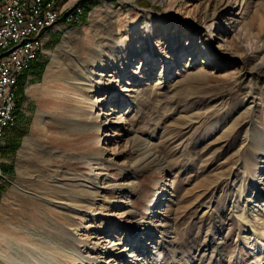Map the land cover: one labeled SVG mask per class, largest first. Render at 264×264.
<instances>
[{
  "label": "rangeland",
  "instance_id": "obj_1",
  "mask_svg": "<svg viewBox=\"0 0 264 264\" xmlns=\"http://www.w3.org/2000/svg\"><path fill=\"white\" fill-rule=\"evenodd\" d=\"M80 3L89 6L85 24L70 27L72 21L63 17L46 35L37 59L43 69L33 73L30 65L19 80L24 100L0 141V237L19 239L22 229L28 244L47 251L52 242L65 255L69 241L54 232L47 217L39 228L36 215L55 212L67 218L80 202L93 216L84 224L91 227L79 230L76 238L91 244L119 230L117 219L147 231L162 222L154 249L139 264H264L263 244L251 236L264 232V0H62L59 6L80 9V19ZM171 10L178 13L174 31L187 26L180 46L183 51L191 41V57L184 51L180 64L164 60L161 65L163 38L155 32L157 67H140L143 46L134 48V28L149 20L146 11L157 19ZM214 13L210 49L218 55L208 62L198 47L209 46L203 29ZM250 39L262 46L254 62L242 48ZM123 43L134 60L114 80L115 88L83 85L90 60L123 63ZM52 65V91L65 88L63 100L39 89ZM159 73L163 80L155 83ZM93 81L97 85L100 76L94 74ZM34 89L40 93L32 96ZM72 89L97 101L95 127L70 117L67 91ZM119 116L123 120L117 121ZM35 122L43 126L38 132ZM122 125L133 140L123 150L121 131L115 132ZM96 130L100 143L89 157L114 163L135 177L132 182L113 185L101 176L62 170L63 177L57 176L55 167L68 163V140ZM82 160L71 164L78 167ZM147 208L157 210L155 218L146 215ZM79 249L86 255L88 249Z\"/></svg>",
  "mask_w": 264,
  "mask_h": 264
},
{
  "label": "bare ground",
  "instance_id": "obj_2",
  "mask_svg": "<svg viewBox=\"0 0 264 264\" xmlns=\"http://www.w3.org/2000/svg\"><path fill=\"white\" fill-rule=\"evenodd\" d=\"M52 1L53 0H38L37 14H45L46 12H50ZM80 14V9H76L75 12H72L66 10L65 5L59 6L58 8H52V18L55 20L42 25L36 32H34L33 38H24V45L35 46L36 52H34L32 54V57H30L28 61L24 63L23 67H18V78H11L14 101H6V103L3 105V115L0 117V141L5 136V133H3V127H11L15 119L14 106L16 103L17 90L19 88V80L23 78L30 65H32V63H34L42 53L45 42V34L54 26H56L57 23L62 22L63 17H65L69 21L77 22L79 20L78 18ZM146 14H149L151 17L148 21H146L145 25H143V28H134L135 37L132 40L135 49H138L140 45L143 46L140 67L144 63L149 64V71L157 67L158 61H156L155 52H157L156 50L158 49V47L154 46L152 41V36L155 32H159L161 34V37L163 38L164 47L161 55H159L163 60L160 63L161 65L163 64L164 60L170 61L172 63H179V56L184 51L186 52L185 55H187L188 58L191 57V54L189 52L191 41H188L186 43L183 51V47L180 46V43L185 40L183 38L186 34L187 26L182 25V28L179 32L174 31V24L175 22L178 23V13H174L173 10L167 11L166 13L157 15V19H155L156 16L153 17L151 15L150 11H146ZM217 14L218 13H214L211 16L207 17V20L210 24L207 28L203 29L207 37L209 36V46H206L204 48L198 47L201 56L200 58L203 61L208 60V62H211L212 60L216 59V56L218 55L217 50L212 48L210 49V32L216 30L215 26ZM238 37L240 40L241 35H239ZM122 46L126 47L125 43H123ZM125 47L124 53H122L123 63L117 64L111 59H109L108 63H104L101 60H90V72L85 73V75L87 76V83H84L83 85H85L86 87L98 88V90H102L104 88H106V90H110L112 88L114 89V80L116 78L121 79L123 76L122 74L124 73L123 70H125L127 66L134 60V56H132L133 53ZM242 48L245 57L248 58L250 62H254V60H256L262 53V46L258 45L257 42L251 39L250 42L242 45ZM11 55H19V47H11ZM261 61L262 63L264 62V56H262ZM140 67H138L137 70H140ZM54 68L55 66L52 65L47 73L43 86H41V88L39 89H41V92L47 97H52L53 95L57 98L60 97V99L63 100L67 98L65 88L63 91L61 90V87L57 88L56 86L55 88H57V90H55L54 92L52 91L50 78L54 74ZM136 71L133 74H135ZM94 74L100 76V82L97 83V85L93 81ZM132 76L135 77L136 74ZM103 77H107L106 82L102 80ZM162 80L163 75L159 73L154 79V82L161 83ZM75 84H77V82H75ZM39 89L32 90L30 92V95L34 96L39 94ZM67 93H70L71 95L69 97L71 99V103L67 107L72 108V115L70 117L85 120L95 127L96 125L94 124V110L98 106L97 101H95L94 98L87 96L84 91H79L77 89H72L71 91H67ZM123 117L124 116H119L117 118V121L123 120ZM34 125L35 132H38V129H41L43 127H36V122ZM123 127L124 126L122 125L119 128H115V132L121 131L118 142L122 143V150L127 146H131L133 144V140L128 138L127 131H124ZM56 140L60 141V139ZM99 143L100 136L97 130L83 134L78 138V140H68V145H66L65 147H67V151L71 153H64L68 154V163L64 167H60V165L55 167V173L57 174V176L60 178L63 177V174L59 173L62 170V172L64 171V173H66V171H69L73 173H79L81 176H93L94 179H96V176H101L105 178L106 183L111 182V184L113 185H116V183L118 184V182L122 179H125V182H128L130 180L132 182L135 177L133 175L124 174V172L115 167L114 163L108 161H99L95 157H89V155L93 153L99 146ZM63 144L64 142L62 141L60 145ZM57 150H59V148H57ZM23 156L26 157V151H24ZM77 157L84 158V161L82 160L80 163H78L79 166L75 167L71 164V161L77 159ZM76 203L79 206L76 205V207L69 211V216H67V218H63L61 217V214L55 212H48L47 214H40L38 212V215H36L38 216V218L35 219L38 226L40 224H43L42 222L45 217H47L51 220L52 223H54V232L59 233L63 240L69 241V245L68 242L66 243L67 250L65 252V255L61 253L63 248H60L58 245L51 244L52 242H48L52 249H49L47 251H42V246L39 247V244H28L29 241L26 238L28 233H23L22 229H19V231H21V233L24 235L19 239H15L10 235L0 237V264H123L128 259L130 260L129 264H139V262L141 263L142 261L144 262L146 260V255L150 254V251L154 249L152 246L154 243L153 240L158 238L159 234L162 233L161 229L163 228V226L161 225L162 222L159 220L156 221H159L160 223L158 222L155 225H152L150 228L151 230L147 231L143 229L138 230L131 227L129 223H124L122 219H117L115 221L120 225L119 230L113 231V233L109 235H105L103 239L101 238V240H104L103 242H96L95 244H91L89 243L88 239L80 240L76 238V233L79 230H87L91 227H85L84 224L88 223L90 219L92 220L93 216L91 215L90 208L82 206L80 202ZM150 209L152 208L146 209V215H151V218H155L158 214L157 210L151 212ZM148 211H150V213ZM154 223L155 222H153L152 224ZM251 236H253L255 240L260 239V242L263 244L264 252V232L261 234V236L260 234L258 235L252 233ZM63 245H65V243ZM102 246L104 251L100 252ZM80 247L81 249H88L86 251V255H84V251H80ZM96 250H99V252H96ZM145 252H147V254L144 256ZM59 255L61 256L60 258H58Z\"/></svg>",
  "mask_w": 264,
  "mask_h": 264
},
{
  "label": "built area",
  "instance_id": "obj_3",
  "mask_svg": "<svg viewBox=\"0 0 264 264\" xmlns=\"http://www.w3.org/2000/svg\"><path fill=\"white\" fill-rule=\"evenodd\" d=\"M60 2L53 0L50 12L37 14L38 0H0V117L6 101H14L11 78H18V67L36 52L35 46L24 45V38H33L42 25L55 20L52 8ZM11 47H19V55H11ZM9 128L3 127V133Z\"/></svg>",
  "mask_w": 264,
  "mask_h": 264
},
{
  "label": "trees",
  "instance_id": "obj_4",
  "mask_svg": "<svg viewBox=\"0 0 264 264\" xmlns=\"http://www.w3.org/2000/svg\"><path fill=\"white\" fill-rule=\"evenodd\" d=\"M82 4H83V6L81 5V3L79 4V6H81L83 8V14H82L81 18L78 21L79 23L78 22H72L70 24H67V25H70V27H78V26H82L83 24H85L89 6L86 5L87 3H82ZM62 24H66V23L63 22ZM42 69H43V64H42V60L41 59L35 61L31 65V70H32L33 73H38ZM23 97H24L23 96V86L20 85V88L18 90V98H17V101L15 103V106H14L15 108L14 109H18L21 106V104H22V102L24 100ZM14 113H15V110H14Z\"/></svg>",
  "mask_w": 264,
  "mask_h": 264
},
{
  "label": "crops",
  "instance_id": "obj_5",
  "mask_svg": "<svg viewBox=\"0 0 264 264\" xmlns=\"http://www.w3.org/2000/svg\"><path fill=\"white\" fill-rule=\"evenodd\" d=\"M56 27H57V25H56L55 27H53L50 31H48V32L45 34V36H44V41L46 40V38L49 39V35H48V36H46V35L49 34L51 31H53Z\"/></svg>",
  "mask_w": 264,
  "mask_h": 264
}]
</instances>
